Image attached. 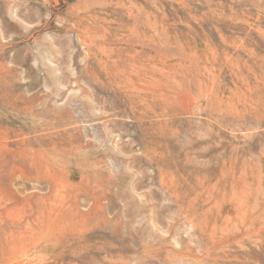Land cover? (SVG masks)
<instances>
[{"label": "rangeland", "instance_id": "rangeland-1", "mask_svg": "<svg viewBox=\"0 0 264 264\" xmlns=\"http://www.w3.org/2000/svg\"><path fill=\"white\" fill-rule=\"evenodd\" d=\"M0 264H264V0H0Z\"/></svg>", "mask_w": 264, "mask_h": 264}, {"label": "bare ground", "instance_id": "bare-ground-1", "mask_svg": "<svg viewBox=\"0 0 264 264\" xmlns=\"http://www.w3.org/2000/svg\"><path fill=\"white\" fill-rule=\"evenodd\" d=\"M14 153V152H13ZM10 154V152H9ZM40 155V154H39ZM33 164V163H32ZM14 166V165H13ZM15 169V168H14ZM23 171V170H22ZM34 171V170H33ZM21 173V172H20ZM25 173V172H24ZM7 175V174H6ZM14 178V177H13ZM56 184V183H55ZM55 186V185H54ZM35 198V197H34ZM48 202V201H47ZM59 205V204H58ZM97 209V208H96ZM115 221V220H114ZM17 228V227H16ZM11 234V233H10ZM20 239V238H19Z\"/></svg>", "mask_w": 264, "mask_h": 264}]
</instances>
